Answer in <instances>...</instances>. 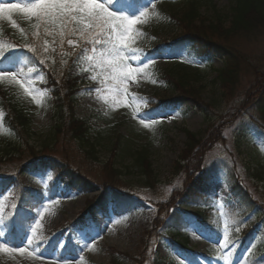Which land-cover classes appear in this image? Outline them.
<instances>
[{
  "label": "rangeland",
  "instance_id": "obj_1",
  "mask_svg": "<svg viewBox=\"0 0 264 264\" xmlns=\"http://www.w3.org/2000/svg\"><path fill=\"white\" fill-rule=\"evenodd\" d=\"M190 1L142 0L141 6L148 16L132 26L128 42L135 48H143L149 47L157 38L185 34L188 24L179 19ZM232 2L234 0H214L215 6L224 13L230 10ZM0 3L11 4V1L0 0ZM171 14L175 15V19H171ZM205 15L204 19L211 17L208 11ZM26 16L18 11L0 16V28L7 27L17 36H24L20 24ZM188 40L193 39L189 37ZM71 42L68 44H73ZM227 42L238 52L242 62L240 77L232 92L223 91L218 83L212 81L225 65L224 59L217 54L212 55L210 63L197 61V65L169 58L160 52H154L145 62H136L131 58L128 63L142 71L124 82L118 77L113 79L112 70L103 63L110 57L101 60L100 54L94 56L102 80L99 82L98 77V83L93 79L82 86L75 103V113L79 118L87 119L104 136L99 140V161L96 162L87 160L74 143H67L62 135L54 142L55 99L48 91L23 81L11 70L0 71L2 89L7 91L8 97L24 105L32 118L34 131L33 136H27L28 143L20 140V152L0 159V173L14 175L22 189L46 187L50 179L56 177V168L49 167L50 176L39 182L28 175L30 170L25 167L32 150L37 149L42 151L41 155L69 162L75 171L91 182L82 190H70L56 200L46 201L37 211L29 240L24 246H8L0 228V264H114V256L125 258L118 259L121 264H148L154 258L171 264H264V261L249 262V259L244 262L247 250L232 259L234 244L230 246L228 243L229 230L225 228L219 237L213 238L194 216L197 210L207 211V215L215 214L216 225L227 227L234 213H228V207L234 204L229 187L222 178L213 177L202 183L194 181V174L202 168L201 163L205 166L219 160L236 169L239 179L251 189L255 202L263 207L264 212V191L246 175L247 167L255 166L263 155L257 148L260 143L248 138V134L252 133L249 129L251 120L264 121L258 106V99L264 96L261 76V70H264V30L250 37H232ZM90 53L94 55L95 51L90 50ZM154 68L170 70L176 78L188 74L190 86L199 91L204 102L211 104L209 120L214 119L208 121L196 105L197 98L184 93L185 89L174 91L162 81L160 74L153 72ZM175 77H172L173 81H176ZM253 79L255 82L252 84ZM45 80L44 76L39 78L40 82ZM125 84L127 93L123 91ZM165 95L180 96L174 101L173 108L162 110L157 120L146 118L140 110L151 104L150 97ZM5 113L7 110L0 108V149L17 139L3 126ZM189 132L197 135L194 144L198 143V147H188ZM113 141L117 143L113 145ZM143 147L149 149L152 173L157 175L154 187H148L139 174L123 178L126 187L132 188L126 190V194L130 191L137 193L142 205H136L121 217H111L102 226L90 217L82 223L75 222L100 195V187L109 182L111 172L107 170L108 166L115 167L114 162L116 167L130 163L131 155L123 153V149ZM183 158L185 163L180 160ZM182 176L185 179L180 185ZM60 181L63 183V180ZM198 204L202 205L198 207ZM210 207H214L213 212ZM233 215L237 217L236 213ZM188 219H191L189 226L183 230L182 226ZM258 220L255 215H249L237 231L253 230L255 238L264 240V226L258 224ZM69 224L72 225L66 232L72 233L71 237L81 245L77 256L71 254L62 259L56 253L46 255L29 242L36 230L41 233ZM174 229L181 230V234ZM182 233L188 237L186 248H181L185 244Z\"/></svg>",
  "mask_w": 264,
  "mask_h": 264
},
{
  "label": "trees",
  "instance_id": "obj_2",
  "mask_svg": "<svg viewBox=\"0 0 264 264\" xmlns=\"http://www.w3.org/2000/svg\"><path fill=\"white\" fill-rule=\"evenodd\" d=\"M26 1L35 2V0ZM207 11L210 12L211 17L204 19ZM170 17L175 19L173 14ZM24 21L26 23L29 22L30 25H25ZM179 21L188 24L185 34L153 40L150 49L138 51L140 59H144L151 51L163 50L168 55L177 54V56H180L185 54V56L181 57V60L197 65L196 62L198 60L203 63H210L212 55H220V58L224 59L225 65L212 78V81L218 83L223 91H234L237 80L240 77L242 62L239 60L238 52L227 41L232 37H250L264 30V0H234L227 13L218 9L214 4V0H191L186 12L181 15ZM38 24L39 27H37ZM20 26L24 29V36H17L7 27L0 28V68L10 65L26 79L36 81L52 94L55 99L54 116L56 121L54 142L57 140L56 137L62 135L67 143L73 142L76 149L87 160L99 161V140L103 139L104 136L101 135L100 130H95L87 119L79 118L76 115L75 103L82 86L87 82H91L93 77L100 72L98 65L90 54V47L97 46L105 51L111 48V43H94L93 37L85 38L79 30L70 31L69 29H64L62 31L59 23L55 26L45 25L43 22L37 21L35 17L29 18L26 16L25 20H21ZM71 27L69 26V28ZM150 36L148 35V37ZM189 36L194 39L191 43L186 41ZM70 40L74 41V43L68 44ZM262 69H264V66ZM153 72L160 74L162 81L174 91L185 89L183 90L184 93L197 98L195 100L196 105L204 112L203 114L207 120L212 121L214 119L209 120L211 118L209 112L212 107L211 104L204 102V99L199 96V91L195 87L190 86L188 74H182L176 78L170 70L154 68ZM261 72L263 84L264 70H261ZM40 75L46 77L45 82L41 84L37 79ZM172 77H175L176 81H173ZM251 82L253 84L255 80L253 79ZM2 88L0 84V107L7 110L2 122L7 131L12 133L17 139L7 143L2 147L3 149H0L1 160L11 157L16 152H20L18 150L20 140H26L28 143L27 136L28 138L33 136L34 132L32 129V118L27 109L19 101H14L8 97L7 91ZM178 96L165 95L160 98L151 96L153 105L145 107L148 116L157 114L154 109V101L160 102L166 107H172ZM258 100L261 116L264 117V96ZM251 122L249 129H251L252 133L248 134V138L260 142V146L257 148H260L263 155L261 159L256 161L255 166L247 167L246 175L249 180L255 182L256 187L258 186L264 191V121L256 119V121L251 120ZM188 138L190 140L189 148L198 147V143L194 144L197 142L196 134L189 132ZM116 141H113L112 144L115 145L118 142ZM41 152L37 149L32 150L31 158L26 162V165L34 168L44 161L53 160L57 166L69 175L72 185L75 187L82 189L91 185V182L75 171V167L69 162L60 158L54 159L51 155H41ZM123 153L131 155L130 163L116 167L114 162L115 167L113 165L108 166L107 170L111 172L108 177L109 182L100 187L101 195L94 200H99L102 204H106L109 199L113 200L117 214L132 211L133 207L138 204L142 205V199L137 196V193L130 191V193L126 194L128 192L126 190H131L132 188L128 185L126 187L124 176L139 174L150 188L154 187V182L157 180V175L152 173L154 170L149 158V149L146 147L135 150L126 148L123 149ZM180 160L184 163L186 161L184 158ZM203 164L201 163V170L194 174V181L204 182L217 176L222 177L226 181L231 191L232 200L236 205L230 209L237 214V217L232 215V235L230 240L231 243L237 242L238 246L245 245L244 243L248 237L250 239L253 235L252 230L246 231V238L241 236L236 231V228L243 224V221L249 215L258 217V223L264 226L263 207L255 202L251 189L247 188L239 179L235 168H232L222 160L216 161L211 165L202 166ZM184 179L185 177L182 176V180L180 179L179 182L180 185L184 182ZM253 186L255 187L254 184ZM16 194V206L15 211L10 214L12 218L10 226L16 224L17 221H21L26 214L29 215V211L24 212V210L29 207L28 209L31 211L32 206L29 205L33 204L34 198H36L27 189H17ZM94 201L91 202L90 206L94 204ZM196 214L205 224H211L206 220L209 218L206 211L198 210ZM174 231L181 234V230L176 231L174 229ZM184 239L185 244L188 243V237H184ZM251 252L250 259L255 258L256 260V258L261 259L264 257V240L256 239ZM254 255L255 257H253ZM121 257L123 260L125 259L123 256H114V264H121L118 262ZM148 264L171 263H165L154 258Z\"/></svg>",
  "mask_w": 264,
  "mask_h": 264
},
{
  "label": "snow or ice",
  "instance_id": "obj_3",
  "mask_svg": "<svg viewBox=\"0 0 264 264\" xmlns=\"http://www.w3.org/2000/svg\"><path fill=\"white\" fill-rule=\"evenodd\" d=\"M13 11L25 13L29 18L35 17L37 21L45 25L55 26L59 23L62 31L64 29L79 30L83 37H93L94 43H111V48L100 53V59L102 60L105 56L110 57L103 60V63L112 70L113 79L118 77L121 82H124L142 71L127 62L124 52L131 39L132 26L137 23L138 18L117 16L97 0H35L23 6L0 3V16L10 15ZM69 26L72 27L69 28ZM69 43L72 42L69 41ZM123 91L127 93L126 84Z\"/></svg>",
  "mask_w": 264,
  "mask_h": 264
}]
</instances>
